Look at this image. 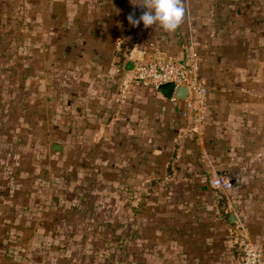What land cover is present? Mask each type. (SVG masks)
<instances>
[{"label":"crops","instance_id":"crops-1","mask_svg":"<svg viewBox=\"0 0 264 264\" xmlns=\"http://www.w3.org/2000/svg\"><path fill=\"white\" fill-rule=\"evenodd\" d=\"M140 2L0 0V28L26 13L30 72H42L48 94L58 89L60 106L73 102L85 116L94 102L105 104L92 120L99 140L123 177L133 174L128 182L154 192V237L140 264H241L237 216L264 248V0H185L172 33L131 26L128 15L146 11ZM190 36L209 89L200 130L186 100L128 69L137 59L183 56ZM219 173L231 191L213 185Z\"/></svg>","mask_w":264,"mask_h":264},{"label":"rangeland","instance_id":"rangeland-1","mask_svg":"<svg viewBox=\"0 0 264 264\" xmlns=\"http://www.w3.org/2000/svg\"><path fill=\"white\" fill-rule=\"evenodd\" d=\"M18 14L0 28V264H140L154 192L128 182L99 140L92 120L104 103L84 116L32 76L31 29Z\"/></svg>","mask_w":264,"mask_h":264},{"label":"built area","instance_id":"built-area-1","mask_svg":"<svg viewBox=\"0 0 264 264\" xmlns=\"http://www.w3.org/2000/svg\"><path fill=\"white\" fill-rule=\"evenodd\" d=\"M132 78L148 86L158 88L165 83L186 87L185 99L192 110V118L198 130L206 124L209 104V89L200 73V60L195 38L190 36L184 44L181 57L155 56L134 61ZM213 185L225 192L231 191L232 180L225 173L215 175ZM237 244L241 253V264H264V248L251 237L245 220L236 219Z\"/></svg>","mask_w":264,"mask_h":264},{"label":"clouds","instance_id":"clouds-1","mask_svg":"<svg viewBox=\"0 0 264 264\" xmlns=\"http://www.w3.org/2000/svg\"><path fill=\"white\" fill-rule=\"evenodd\" d=\"M139 4L146 9L137 18L135 12L128 15L129 24L138 27L141 22L145 28L158 25L172 33L182 24L186 15L185 0H141Z\"/></svg>","mask_w":264,"mask_h":264},{"label":"water","instance_id":"water-1","mask_svg":"<svg viewBox=\"0 0 264 264\" xmlns=\"http://www.w3.org/2000/svg\"><path fill=\"white\" fill-rule=\"evenodd\" d=\"M133 66L134 64L132 63L131 67H128V69H132ZM158 90L160 92H163L166 97L176 96L177 98L185 100L188 96V89L186 87H176L174 83L162 84L158 87ZM52 148L54 150H59V151L63 150V146L58 143H54Z\"/></svg>","mask_w":264,"mask_h":264}]
</instances>
